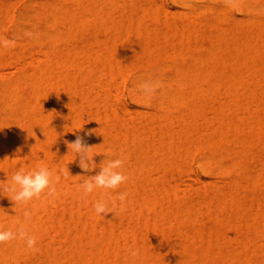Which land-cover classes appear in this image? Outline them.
I'll return each mask as SVG.
<instances>
[{
	"label": "bare ground",
	"instance_id": "6f19581e",
	"mask_svg": "<svg viewBox=\"0 0 264 264\" xmlns=\"http://www.w3.org/2000/svg\"><path fill=\"white\" fill-rule=\"evenodd\" d=\"M18 1L0 0V183L41 165L61 179L52 197L0 194V229L24 225L39 249L0 244V264H264V0H39L14 26ZM89 130L84 171L65 141ZM117 158L128 179L85 195Z\"/></svg>",
	"mask_w": 264,
	"mask_h": 264
},
{
	"label": "clouds",
	"instance_id": "9594fccd",
	"mask_svg": "<svg viewBox=\"0 0 264 264\" xmlns=\"http://www.w3.org/2000/svg\"><path fill=\"white\" fill-rule=\"evenodd\" d=\"M226 2L232 4L233 0H226ZM0 47H10L9 40L0 38ZM158 87L159 84L157 83L145 82L140 86V90L145 97L150 98L155 94ZM75 131L72 132L75 133ZM91 135L92 130H89L84 136L76 135L75 140L72 142L65 141L68 149L76 154L79 166L84 171H88L90 168H95L96 166L93 162V157L95 155L92 153L93 146H89L84 139L85 136L90 137ZM122 165L123 160L120 158L109 159L106 164L103 160L99 173L90 178L84 179L80 185L81 190L87 195L92 193L95 188L116 189L122 182L128 179L126 175L117 171ZM59 172L65 177L67 176V173L64 172L63 168H61ZM60 179L61 175L54 176L53 172L43 165L32 170L20 168L13 173L10 180L7 178L6 182L3 181V183H0V194L4 195L5 193H11L8 197L15 202V205L27 203L33 200V198H39L42 193H45V190H47L46 194L52 197L57 193L56 185L60 182ZM126 197L127 193H121L118 196L121 209L123 208ZM94 208L98 215L106 216L108 213H114L116 215L115 202H113L112 207H109L108 203L104 199H101L95 202ZM23 215L26 220L31 219L30 211L25 210ZM13 240L25 241L26 246L29 249H32L34 252L39 251V249L35 247L37 243L36 238L28 234L24 225H21L15 232L12 230L0 229V244H5ZM130 251L132 256L137 255L136 251Z\"/></svg>",
	"mask_w": 264,
	"mask_h": 264
},
{
	"label": "rangeland",
	"instance_id": "374dc122",
	"mask_svg": "<svg viewBox=\"0 0 264 264\" xmlns=\"http://www.w3.org/2000/svg\"><path fill=\"white\" fill-rule=\"evenodd\" d=\"M32 1H39V0H21V1H18V2H15V7L13 8V10H12V12H13V14L15 15V17L17 18V19H14V22H15V25L14 26H18V25H20L21 24V22H20V19H19V17H20V15H21V12H22V7L24 6V5H26V4H28V3H30V2H32ZM165 2H167V3H169V4H171V0H164ZM204 0H196V2L197 3H202ZM25 3V4H24ZM14 6V5H13ZM19 7V8H18ZM18 9H19V11H18ZM234 9H236L235 7H234ZM236 12H237V14L238 15H242L237 9H236ZM12 30H14V29H12V28H10L9 29V34H11L13 31ZM173 61H175V60H173ZM170 62V61H169ZM14 67V68H13ZM10 66V67H8L7 66V69H10L9 71H15V69H16V67L15 66ZM137 67V68H136ZM136 67H131L128 71H126L125 72V75L124 76H121V77H123V79H122V89H123V91L125 92V95H124V97H125V100L128 102V103H130V104H134L135 102H134V99L132 98V96H130V94L128 93V88L131 86V83H132V81L135 79V78H137L138 76H140L143 72H142V70L144 69L142 66H136ZM133 69V70H132ZM132 70V71H131ZM2 71V69H0V72ZM140 72V73H139ZM166 73H165V75L168 73V71H165ZM129 74V75H128ZM140 74V75H139ZM126 76V77H125ZM125 78V79H124ZM120 79V80H121ZM196 151V152H195ZM195 151H193L192 152V154H191V160H192V162H191V164L193 165V167L199 172V173H201V175L202 176H206L202 171H201V169H200V162H202V160L204 159V157L206 156V153H205V151L204 150H202V149H200V148H197V149H195ZM204 151V152H203ZM203 155H205V156H203ZM76 164H79L78 163V161L77 162H75ZM0 204H2V205H10L11 204V200L10 199H8V198H0ZM58 207H60L58 210H59V212L60 211H64L63 210V208H65L66 206L65 205H63V206H58ZM106 217H111V215H109V213L106 215ZM108 218V219H109ZM121 247H123L124 246V244L123 243H125V240H121ZM160 253L161 254H164V251L163 250H160ZM152 262V260L149 258L148 259V262ZM147 264H152V263H147Z\"/></svg>",
	"mask_w": 264,
	"mask_h": 264
}]
</instances>
